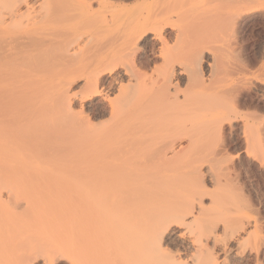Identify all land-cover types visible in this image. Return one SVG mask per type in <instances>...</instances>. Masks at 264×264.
I'll return each instance as SVG.
<instances>
[{"label":"bare ground","instance_id":"6f19581e","mask_svg":"<svg viewBox=\"0 0 264 264\" xmlns=\"http://www.w3.org/2000/svg\"><path fill=\"white\" fill-rule=\"evenodd\" d=\"M181 2L128 16L101 0H0V158L80 170L77 264H222L252 229L201 180L208 138L232 134L240 93L223 59L205 72L178 46ZM16 254L14 264L63 257L36 245Z\"/></svg>","mask_w":264,"mask_h":264},{"label":"rangeland","instance_id":"374dc122","mask_svg":"<svg viewBox=\"0 0 264 264\" xmlns=\"http://www.w3.org/2000/svg\"><path fill=\"white\" fill-rule=\"evenodd\" d=\"M72 1L79 4V0ZM101 1L116 10L127 9L131 16L146 13L164 0L146 4L143 0ZM179 6L174 18V32L181 35L178 46L181 42L192 46L204 58L205 72L212 60L223 59L224 64H217L230 71L240 93L232 134L211 135L197 164L205 170L201 180L207 191L233 200L252 224L241 243L239 258L225 259L218 254L219 261L264 264V0H182ZM250 8L254 9L249 12ZM172 41L169 53L177 48ZM209 170L216 185L208 181ZM80 173L74 167L49 166L39 155L20 151L2 155L0 264H14L23 245H36L43 255L62 253L60 260L48 264H77L78 204L84 187ZM168 248L177 254V245ZM43 260L39 258L37 263L44 264Z\"/></svg>","mask_w":264,"mask_h":264}]
</instances>
